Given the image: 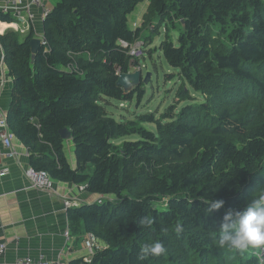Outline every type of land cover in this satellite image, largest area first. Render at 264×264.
<instances>
[{
    "label": "trees",
    "instance_id": "16d2710c",
    "mask_svg": "<svg viewBox=\"0 0 264 264\" xmlns=\"http://www.w3.org/2000/svg\"><path fill=\"white\" fill-rule=\"evenodd\" d=\"M142 1L59 0L44 17L35 53L32 31L0 35L11 78L6 124L29 166L101 198L67 210L72 234L90 233L102 244L88 262L69 264H263L264 248L221 247L213 225L264 195V0H150L132 30L129 16ZM0 22L11 18L0 13ZM150 28L165 31L158 50L178 70L176 95L185 104L160 119L117 121L102 103L143 98L141 86L125 93L117 80L137 66L130 47ZM62 130L70 133L74 168ZM206 200L224 206L208 214ZM143 217L151 228L139 225ZM157 240L167 254L139 259L144 244Z\"/></svg>",
    "mask_w": 264,
    "mask_h": 264
},
{
    "label": "crops",
    "instance_id": "0c3cea01",
    "mask_svg": "<svg viewBox=\"0 0 264 264\" xmlns=\"http://www.w3.org/2000/svg\"><path fill=\"white\" fill-rule=\"evenodd\" d=\"M3 1L0 0V7ZM58 1L42 0L43 9L50 11ZM147 7L148 5L141 12V19ZM28 13L32 15L30 21L27 19ZM7 15L10 16L11 23L0 22V35L6 31L20 35L32 31L33 38L41 39L42 44L44 16L41 8L33 7L26 1L17 2L10 6ZM141 25L134 26L132 30ZM26 27L28 29L24 34L15 31ZM85 57L88 58L87 55ZM10 102L11 78L4 65L0 45V112L5 113ZM12 144L18 158L0 161V168H7V174L0 177V241L6 244L2 261L8 264L27 256L33 259H39L41 256L46 260L60 259L65 264L79 259L89 261L91 255L84 246L88 234L81 236L72 234L67 218L69 208L65 207L64 201L73 202L71 207L73 208L96 203L101 198L87 193L85 189L80 191L81 185L57 183L50 177L54 184V194L30 188L24 173V170L30 167L28 151L15 137ZM64 149L68 163L74 168L76 163L70 138L64 140ZM96 244L102 246L99 241Z\"/></svg>",
    "mask_w": 264,
    "mask_h": 264
},
{
    "label": "rangeland",
    "instance_id": "374dc122",
    "mask_svg": "<svg viewBox=\"0 0 264 264\" xmlns=\"http://www.w3.org/2000/svg\"><path fill=\"white\" fill-rule=\"evenodd\" d=\"M150 0H143L138 4L135 11L129 16V27L131 29L136 25L142 24L140 17L141 12L149 4ZM153 29H144L140 39L136 41L132 47L135 48L136 56L134 59L138 60L136 66L142 73V77L145 74L150 73V81L144 85L141 83L143 98L141 101L137 100L134 95L130 102L107 100L102 103L105 107V111L109 116L114 117L117 121H130L137 120L140 115L153 114L156 119H160L166 114L169 108L174 106L175 113L185 103H178L177 92L182 82L178 77V70L171 68L163 57L162 53L158 50L159 45L165 39L164 29H160L158 34H153ZM171 38L175 40L178 36V31L171 30ZM151 39V40H150ZM197 103L202 102V98L197 94H193ZM141 127L155 131L153 124L140 123ZM137 137H125L116 140L114 143L120 144L124 141H135Z\"/></svg>",
    "mask_w": 264,
    "mask_h": 264
},
{
    "label": "clouds",
    "instance_id": "9594fccd",
    "mask_svg": "<svg viewBox=\"0 0 264 264\" xmlns=\"http://www.w3.org/2000/svg\"><path fill=\"white\" fill-rule=\"evenodd\" d=\"M134 59V58H133ZM133 67L128 72L137 71ZM139 70V69H138ZM207 213L211 214L224 206L223 200H206ZM141 227L151 228L153 220L143 217L139 221ZM219 234V245L227 246L243 254L248 249L264 248V195L253 196L242 210L229 209L223 215L219 225H213ZM177 234L184 232V227L177 223ZM167 254L162 241L146 243L141 249L139 259L159 258Z\"/></svg>",
    "mask_w": 264,
    "mask_h": 264
},
{
    "label": "built area",
    "instance_id": "2783aa9c",
    "mask_svg": "<svg viewBox=\"0 0 264 264\" xmlns=\"http://www.w3.org/2000/svg\"><path fill=\"white\" fill-rule=\"evenodd\" d=\"M22 1L28 2L31 6L36 7V8H41L43 10V16L45 17L48 14V10L43 9L42 5V0H4L3 5L0 7V13L2 14H7V12L10 9V6L13 3H21ZM27 19L30 21L32 20V15L30 13L27 14ZM23 21V18H21ZM28 27L25 29H15V31L24 34L27 30ZM43 44V41H42ZM122 48H127V44L124 42L120 43ZM129 56L134 58L136 56V51L135 48L132 46L130 47L129 50ZM135 70H138L137 68H134ZM13 140L14 136L10 132L7 124H6V117L5 113L0 112V161L2 159H8V160H14L18 158V153L16 149L13 146ZM25 172V177L29 181L30 188L44 191L49 194H54V184L53 181L49 178V176L44 173V172H39L35 171L31 167H28L24 170ZM7 174V168H0V177H4ZM85 185L79 186L80 191H84ZM101 200H97V203H100ZM71 201H64V205L66 208H71L72 207ZM97 240L92 234H88L87 238L84 242V246L88 250L89 255H92L94 252V248H96L98 245L96 244ZM6 251V244L0 241V264H6L4 263L3 257L5 255ZM88 262V261H87ZM8 264H65L63 261L60 259H55V260H46L44 257H39V259H33L29 256L21 259L15 260L13 263H8Z\"/></svg>",
    "mask_w": 264,
    "mask_h": 264
},
{
    "label": "water",
    "instance_id": "95a60500",
    "mask_svg": "<svg viewBox=\"0 0 264 264\" xmlns=\"http://www.w3.org/2000/svg\"><path fill=\"white\" fill-rule=\"evenodd\" d=\"M41 45V39L33 38L30 42L31 50L35 53ZM150 81V73H147L142 77L140 70L134 72L121 73L118 76L117 86L121 87L125 93H129L135 88L139 87L141 83L144 85L148 84ZM60 135L63 140L70 138V133L67 130H62ZM263 264H264V251L262 253Z\"/></svg>",
    "mask_w": 264,
    "mask_h": 264
},
{
    "label": "bare ground",
    "instance_id": "6f19581e",
    "mask_svg": "<svg viewBox=\"0 0 264 264\" xmlns=\"http://www.w3.org/2000/svg\"><path fill=\"white\" fill-rule=\"evenodd\" d=\"M86 238H87V236H86ZM263 251H264V249H262V253H263Z\"/></svg>",
    "mask_w": 264,
    "mask_h": 264
}]
</instances>
